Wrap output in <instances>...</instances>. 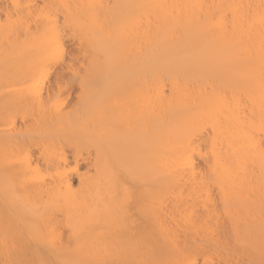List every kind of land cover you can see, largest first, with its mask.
Segmentation results:
<instances>
[{"label": "bare ground", "instance_id": "1", "mask_svg": "<svg viewBox=\"0 0 264 264\" xmlns=\"http://www.w3.org/2000/svg\"><path fill=\"white\" fill-rule=\"evenodd\" d=\"M0 264H264V0H0Z\"/></svg>", "mask_w": 264, "mask_h": 264}]
</instances>
